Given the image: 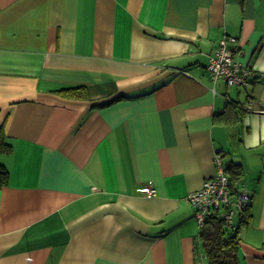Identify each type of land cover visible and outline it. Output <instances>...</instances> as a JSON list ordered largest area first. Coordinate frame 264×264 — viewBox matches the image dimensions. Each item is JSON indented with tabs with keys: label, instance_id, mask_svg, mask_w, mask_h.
Returning <instances> with one entry per match:
<instances>
[{
	"label": "crops",
	"instance_id": "crops-1",
	"mask_svg": "<svg viewBox=\"0 0 264 264\" xmlns=\"http://www.w3.org/2000/svg\"><path fill=\"white\" fill-rule=\"evenodd\" d=\"M227 35L248 87L207 69ZM0 125V264H208L186 198L217 156L264 264V0H0Z\"/></svg>",
	"mask_w": 264,
	"mask_h": 264
},
{
	"label": "built area",
	"instance_id": "built-area-1",
	"mask_svg": "<svg viewBox=\"0 0 264 264\" xmlns=\"http://www.w3.org/2000/svg\"><path fill=\"white\" fill-rule=\"evenodd\" d=\"M238 38L227 35L223 37L210 56L207 69L212 80H224L229 86L248 87L252 78L256 77L255 68L244 64L238 58L239 50L230 48L228 42L236 43ZM216 173L204 180L202 187L187 195L186 200L195 206V217L200 230L213 211H219L228 225H232L243 217L250 205L251 196L244 186L235 193L231 186V178L227 166L220 156L215 159ZM148 196H156L157 189L153 181H148L139 188Z\"/></svg>",
	"mask_w": 264,
	"mask_h": 264
},
{
	"label": "trees",
	"instance_id": "trees-1",
	"mask_svg": "<svg viewBox=\"0 0 264 264\" xmlns=\"http://www.w3.org/2000/svg\"><path fill=\"white\" fill-rule=\"evenodd\" d=\"M65 95L86 97L87 93L81 87L63 89ZM12 150V145L7 140L5 129L0 125V153H8ZM227 171L231 172V186L235 193L239 190L236 178L242 175V169L227 166ZM9 170L0 163V187L8 184ZM250 206V205H249ZM249 207L243 217H240L234 224L228 225L225 218L219 211H213L206 219L205 225L200 230V245L208 264H240V228L248 220Z\"/></svg>",
	"mask_w": 264,
	"mask_h": 264
},
{
	"label": "rangeland",
	"instance_id": "rangeland-1",
	"mask_svg": "<svg viewBox=\"0 0 264 264\" xmlns=\"http://www.w3.org/2000/svg\"><path fill=\"white\" fill-rule=\"evenodd\" d=\"M237 221V220H236Z\"/></svg>",
	"mask_w": 264,
	"mask_h": 264
}]
</instances>
